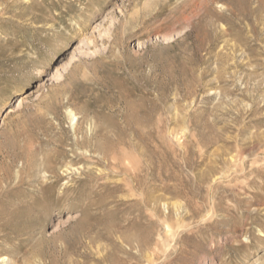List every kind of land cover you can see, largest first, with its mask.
Instances as JSON below:
<instances>
[{
    "label": "rangeland",
    "instance_id": "rangeland-1",
    "mask_svg": "<svg viewBox=\"0 0 264 264\" xmlns=\"http://www.w3.org/2000/svg\"><path fill=\"white\" fill-rule=\"evenodd\" d=\"M17 97L0 264H264V0H0Z\"/></svg>",
    "mask_w": 264,
    "mask_h": 264
},
{
    "label": "bare ground",
    "instance_id": "bare-ground-1",
    "mask_svg": "<svg viewBox=\"0 0 264 264\" xmlns=\"http://www.w3.org/2000/svg\"><path fill=\"white\" fill-rule=\"evenodd\" d=\"M54 76H57L59 73V69L57 66L54 67ZM15 100H17L15 103H13ZM14 101H12V103H10V105L4 110V112L0 115V123L2 125L6 124L7 122H9L14 114V109L16 106L21 104V99L20 97H17ZM2 262V261H1Z\"/></svg>",
    "mask_w": 264,
    "mask_h": 264
}]
</instances>
